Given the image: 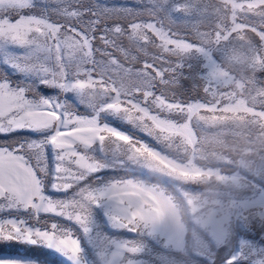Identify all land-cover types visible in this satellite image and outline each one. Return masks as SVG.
Returning a JSON list of instances; mask_svg holds the SVG:
<instances>
[{"label": "rangeland", "instance_id": "obj_1", "mask_svg": "<svg viewBox=\"0 0 264 264\" xmlns=\"http://www.w3.org/2000/svg\"><path fill=\"white\" fill-rule=\"evenodd\" d=\"M26 4V15L48 9L49 64L68 85L38 83L0 52V76L64 105L49 116L71 163L54 181L45 146L37 202L56 214H40L47 235L34 237L63 251L36 246L62 264H264V0ZM24 133L0 141L50 134ZM32 215L0 210L29 225Z\"/></svg>", "mask_w": 264, "mask_h": 264}, {"label": "snow or ice", "instance_id": "obj_2", "mask_svg": "<svg viewBox=\"0 0 264 264\" xmlns=\"http://www.w3.org/2000/svg\"><path fill=\"white\" fill-rule=\"evenodd\" d=\"M43 2L48 4L52 0ZM26 6V0H0V52L5 53V62L11 67L34 76L38 83L66 90L68 85L59 83L55 70L49 64L53 50L45 45L58 33L47 19L48 9H42L43 14L40 16L26 15L23 11ZM10 46L22 48L24 51L19 54H7ZM63 59L57 42V68L61 66ZM63 107L64 105L55 98L41 97L31 80L13 84L0 76V135L7 136L12 133L19 136L25 131L50 132L38 141H0V210L20 208L31 209L33 212L31 225L27 224L24 218H0V254L11 251L10 246L13 244H45L63 251L53 240L41 243L34 238L47 235L46 231L39 227L40 214H56L55 211H49L51 204H44L45 195H40V202H37L36 186L39 187V192L43 193L40 174L45 172V146L51 145L56 153L54 181L61 166L71 163L68 159L70 153L65 151V142L57 137L61 125L49 116V113ZM57 114L59 115L58 112ZM52 187L60 190L55 183ZM52 227L55 228L56 225L53 224ZM70 251L76 253L75 241L72 242ZM26 252L33 258L0 257V264H61V261L43 248L27 249ZM224 264H232L231 258L226 259Z\"/></svg>", "mask_w": 264, "mask_h": 264}, {"label": "trees", "instance_id": "obj_3", "mask_svg": "<svg viewBox=\"0 0 264 264\" xmlns=\"http://www.w3.org/2000/svg\"><path fill=\"white\" fill-rule=\"evenodd\" d=\"M23 134H26V133L22 132L19 136H24ZM11 136L18 137V136H16V135L10 133V134H8L7 136L0 135V138H4V139H5V138H9V137H11ZM10 247H11V251H6V252H4V253H2V254L22 255V256H28V257H31V256H29V255L27 254V252H26L27 249L43 248L44 251L48 252V253L51 254V255H54V256L59 260V258H58L54 253H52V251L46 249L45 247L36 246V245H33V246L31 245V246H29V247H27V248H25V249H20V248H18V247H16V246H13V245H11ZM59 261H60V260H59ZM61 264H62V263H61Z\"/></svg>", "mask_w": 264, "mask_h": 264}]
</instances>
